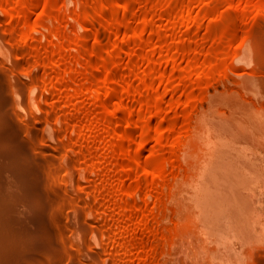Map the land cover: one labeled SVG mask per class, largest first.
<instances>
[{"label":"rangeland","instance_id":"374dc122","mask_svg":"<svg viewBox=\"0 0 264 264\" xmlns=\"http://www.w3.org/2000/svg\"><path fill=\"white\" fill-rule=\"evenodd\" d=\"M110 1H114L113 6L107 9L103 8V5L96 6L94 3L91 4L92 0L87 1V7H83L86 0H30L21 7L24 15L27 16L28 14L30 18L26 17V19L17 22L14 35L11 29L15 20L13 22L11 20L16 15L14 12L15 7L21 6V3L19 0H5L6 5H0V69L2 67V73H5L3 76L0 71L2 76L0 77V243L8 236H13L15 241L20 240L24 246L23 249L16 252L9 263L3 260L0 251V264H105L109 260L107 257L110 254L106 250L108 251L107 254L105 247L108 249L110 243V248L112 246L111 240L113 241V239L106 232L107 228L100 227L102 221L99 215L102 217L103 213L97 214L96 210H94V213L98 216H93L94 213H91L90 210L92 209L87 202L88 199H93L91 198L93 197L91 196V191L93 193L99 186L97 184L102 182L100 177L98 178L100 180L93 178L94 175L98 177L96 172L98 171V166L93 170L97 164H91V167L88 164L86 167L84 161H82L83 163L81 162L83 159L78 158L80 162L78 159V162L74 161L75 159L72 160L70 147L67 148L69 145H66V147L61 143L71 137L72 140L77 142V137L81 134H83L81 136L88 137L90 133H94V129H97L95 133L98 136L100 135L98 140L102 138L99 141L97 140L98 143L96 142L97 150H99L101 156L106 157L108 152L104 153L108 151L106 148L110 142L115 138H119L120 132L130 131L132 128H135V132L133 133L134 136L132 135L127 141L128 149L131 153L136 154L133 164L136 167L138 179L144 182L142 189L135 192L134 196L141 199L140 207L143 211L153 210L152 207L156 211L155 217H150V220L154 218L152 221H155L154 223L156 224L153 228L154 230H150V232L153 234L157 233L156 244L163 248L162 254L156 258V264H264V236L262 237L264 231L259 238L256 236L257 232L253 231L254 228L251 231L250 228L248 229L250 226L248 225L247 227L244 221H236L232 225L237 235L235 237L233 232L231 233L225 227H219L218 221L212 217L205 190L194 187L196 178L194 166L197 163L194 153H200L202 150L198 144V141L203 139L198 134L201 111L202 109L207 110L208 103L213 97L207 95L204 104L194 111L191 119L185 118L183 115V105H186V103L179 107H174L179 94L174 97L171 94L167 96L164 103L166 109L160 115L153 114L148 106L141 104V97L144 96L147 99L155 97L166 86L169 87L180 81L186 70L192 68L189 62L190 58L196 54L199 55L200 45L203 42L206 43L207 40L208 42L212 41L216 37L215 29L210 28L209 24H213L216 18L218 19L222 13L227 12L226 9H230L232 6L238 8V12H233L232 15L234 16L232 18H230L231 14L228 15V21L232 19V21H235L234 24H238L236 26L237 29H235V25L233 27L239 32V40L243 28L241 24H244L243 20H246V17H256V21L260 22L261 20V22L263 21L262 24H264V8L256 4L257 0H240V3L234 2L237 0L233 2L232 0H222L221 5H215V9L212 8L214 10V12L212 10L213 15L219 13L218 17L214 15L215 18L214 16L212 17V14L210 16L205 14L206 10H203L209 6L208 2L210 0L202 2L203 6L206 5V7H202V4L199 5V2L195 3L191 8L193 10L185 15L180 12L183 8V3H180L177 7L178 9H174L179 14L177 13L176 20L171 27L168 23L171 12L165 11L164 4L159 3L156 4L154 11L149 13V16L153 17L155 14H159L160 17H156L154 20L151 19L146 26L139 27L140 22L144 18V5L138 4L136 6L138 16L134 17L132 13L133 7H135L133 6V1L135 0ZM39 3H44V7H39ZM234 3L236 4L234 5ZM124 7L128 8V14L118 16V10H123ZM42 8L44 13L46 12L44 14V24L42 23V26L36 32L35 41H33L34 45L38 46V57L42 59V62L56 58L53 61L57 63H70L64 69L61 68L63 71L60 70L59 76H55L52 82L55 83L60 78H69V81H72L68 85L63 86L64 89L60 88L54 92L47 90V83L49 84L50 82L46 83L48 80H43L45 78L41 69L43 68V63L39 62L38 68L40 69L33 74L28 72L33 63H30L32 64L30 65L31 67L28 65L29 70H22L23 66L21 64V67L19 64L23 62L24 55H20L21 53L18 52V47H16V43L19 41L24 44H30L26 40L25 33L28 31L29 21L39 19L40 16L38 15L42 13ZM93 8L99 10L98 12L100 13L97 18V26L99 27L101 24L99 29H102L103 25L104 29L111 35L109 36L110 45H114L116 41L115 44H119L113 46L118 49L115 60L109 65L106 62V50L103 43L99 45V51L95 53L96 55L92 54L94 59L90 60V49L92 46L90 44L96 42V31L98 32L99 30H96L95 26L90 27L87 23L88 15L92 13ZM197 11L200 12L198 15ZM10 21L13 24L9 23ZM185 21L189 23L185 26V31H181ZM134 30L137 33L135 38H133ZM158 30L164 36L163 39L166 40V44L163 47L159 45L160 35L156 32ZM194 32L197 37L191 41L189 52L182 54L178 61L166 58L168 54H171L173 46L182 40L188 39ZM238 40L235 38L237 44ZM240 40L238 48L243 43L242 38ZM235 45L234 43L236 48ZM48 46L52 47L49 55L46 53ZM240 52L242 51L236 49L233 54H240ZM147 54L149 55L148 57H146ZM60 55L62 57L59 59ZM44 58L45 60H43ZM20 60L21 62L19 63ZM232 61L235 63L234 65L241 66V62L239 61L238 64L234 55ZM50 63L53 64L52 60ZM177 63H180L183 68L181 70L177 69L176 75H179L178 77L161 78L159 76L160 73L174 71ZM155 64H158V67L160 66L159 68L163 72H158V68V70L154 71L153 69L155 68L153 67ZM241 64L243 65L244 63L242 62ZM33 66L36 65L34 64ZM24 67L27 68L26 65ZM132 67L134 68L133 71ZM39 75H42V78ZM149 75H156L154 76L156 82L154 87L148 92L145 91L149 89L146 87L145 78ZM261 79L263 80V78H260L259 81ZM128 81L134 84L135 92L125 93ZM99 82L104 85V89L115 85L118 97L114 98L111 96V99L113 97L111 100L108 94L98 96V91H101L98 86V84H101ZM229 84L235 85L233 83ZM259 84L264 94V86H261V84H264V80L263 83L261 81ZM35 85L36 88L34 87ZM235 87L239 89L240 85L236 84L233 88ZM223 89L224 87H220L219 90L223 95H229L232 91L230 88L227 93H224L225 89L224 91ZM78 90V95H72ZM239 91L241 90L239 89ZM59 92L63 95V100L60 101L63 102V106H69V103H71L69 107L73 114L79 115L83 121L85 120L86 126L84 130L79 131L77 124L74 125L75 127L71 125L65 129L67 126L65 123L68 122L71 115H69L70 117L64 115L67 114L66 112L69 111V108L64 109L62 105L61 107L59 105L60 110L64 109L62 110V113L64 112L61 116L62 118L53 119L50 121L52 122L50 125L47 122H43L47 112L43 110V114L40 112L41 115L39 111L42 110H38L34 103H41L46 107L50 106L53 100L57 98L56 95ZM242 92H239L240 95H242ZM183 94L184 98L191 97L190 87L184 88ZM223 95H219V99L214 100L217 102L216 105L219 110H224L226 108L225 104L228 103V100L223 98L225 97ZM232 96L234 97L233 94ZM236 98L234 97V99ZM114 99L115 104L120 103L122 105L121 113H123L125 119L116 122V126L119 123L118 128L120 130L114 125L116 129L113 130L111 136H108L106 133L110 129V120L104 117V113L106 110L109 111L108 106L110 102L114 104ZM231 99L234 100L233 98ZM134 102L135 104H133ZM112 103L109 107L111 111L115 105ZM132 107L135 111L129 115L128 113ZM35 115L41 118L42 116L44 117L41 119L34 117ZM143 116L150 117V122L139 124ZM173 121L181 122L179 131L162 143L156 142L157 133L155 126L161 123L164 131L168 133L171 131ZM146 128H150L151 134L144 141L146 144L145 152L138 153L139 140ZM50 130L54 133L52 136ZM9 136H12L13 139H10L11 137ZM69 136L70 138H68ZM15 139L18 143L21 140L19 144L24 142L23 145L25 147H21L23 151L18 149L19 144L17 142V146L14 142H11ZM86 139L90 140L93 137L90 136L89 139ZM231 139L232 136L228 135L226 141ZM9 142L12 143V147H10ZM59 143L61 144L60 148L63 147L68 154L63 149H60V151L62 150L64 153L59 152V147H57ZM180 146L186 147L185 153L181 152ZM122 149V146L119 145L117 151L121 152ZM153 153H162L164 162L176 157L180 161L174 167H170L166 176L160 179L162 183L161 191L153 192L145 199H142L152 189V185L148 182L145 183V180L151 181L159 173L157 169L145 167V159ZM52 156L55 159L54 161L51 160ZM70 156L71 158H69ZM67 162L73 164V166L75 165L74 163L76 165L73 167ZM130 162V160L126 161L127 165L125 166L128 173L131 170ZM78 163H82L80 165H84V168L81 169L82 167ZM62 165H66L68 168L62 167ZM109 166L108 172L111 175H109L110 173L108 175L113 177L118 173V164L113 160ZM173 169L174 171H172ZM85 175L88 178H85ZM126 178L113 181V188L120 187L125 182L129 183L128 178L127 180ZM82 182L88 184V189L91 190H87L89 193H84L85 188H82L81 200L77 197V193ZM90 185L91 187H89ZM74 193L76 197H74ZM125 195H123L125 201L126 198L130 199L132 196L131 191H126ZM77 198L81 200L79 201L80 203ZM74 199L75 202H73ZM85 206L87 208L84 209ZM120 207L122 208V206ZM120 207L116 208L115 214L120 211ZM140 207L138 205L136 208L139 209ZM132 208L134 209V207H130V209ZM94 217H98L97 221H94L96 219ZM75 222H83L84 227L86 225V230L83 229L82 231V228ZM74 223L75 226L77 225L76 228L73 225ZM91 223H97L95 225L99 226V231L104 229V234H107L110 238L103 236L104 234L101 231V233L98 232V229H95L97 227L93 225L94 228ZM260 226L262 227L261 229L258 227V233L264 229L263 224ZM255 230H257V227H255ZM257 235L259 236L260 234ZM239 246L241 249H239ZM83 251L84 255L82 257L79 256L81 258L79 259L78 255H82L79 252ZM134 254H137V252L131 255ZM135 256H132V258Z\"/></svg>","mask_w":264,"mask_h":264},{"label":"bare ground","instance_id":"6f19581e","mask_svg":"<svg viewBox=\"0 0 264 264\" xmlns=\"http://www.w3.org/2000/svg\"><path fill=\"white\" fill-rule=\"evenodd\" d=\"M29 1L30 0H19L21 6L18 5L14 9L16 15L15 18L11 20L12 22L15 20L14 24L11 21L9 22L13 24L12 29H11L12 24L10 25V29L13 35L16 33L15 30H16L17 22L22 19L23 20L26 19V17L28 19L30 18V15L28 14L27 16L24 15L21 8L23 4ZM87 1L88 0L84 2L83 7H87L88 5ZM204 1H208V0H135L133 1V6L135 7H133L132 15L134 17H137L138 11L136 9V6L138 4L144 5L143 6L144 18L140 22L139 27L146 26L147 24H149L151 19L154 20L156 17L157 18L160 17L159 14L158 15L155 14V16L153 17L149 16V13L154 11L156 4L159 3L164 4L163 6H165V11L171 12L168 18V23L172 27L178 13V11H174V9H178L177 7L180 5V3H183V8L181 9L180 12L182 15H185L193 10L191 8L195 3L199 2L200 3L199 5L202 4V7H206V5L203 6ZM233 1L234 0H232V2ZM239 1L240 0L234 2L240 3ZM209 2H208L209 6H207V8L203 10L204 11L206 10L205 14L209 16L212 14L213 17L215 15V14L213 15L214 12L213 9H215L214 6L221 5L222 0H210ZM93 3L96 6L103 5V8L105 7L109 9L110 7L113 6L114 1L92 0L91 4ZM235 4L236 3H234V5ZM256 4H258L259 7L264 8V0H257ZM0 5L2 6L6 5L5 0H0ZM38 6L44 7V3H39ZM237 10L238 8L232 6V8L226 9L227 12L222 13L220 17H218L219 13L216 14L215 16L218 17V19L214 16L216 18L215 22L213 21L214 22L213 24L212 23L209 24L210 28L212 27V29L213 28L215 29L216 37L214 40L209 42L207 40L208 43L203 42L200 45L198 50L199 55L196 54L190 58L189 62H190V67L192 66V68L186 70L185 75L182 76L180 81L174 83L169 87L166 86L155 97L151 99L149 98L147 99V97L144 96H143L144 98L141 97V101H142L141 104H143V106H148L149 109L152 110L153 114L160 115L166 109L164 103L167 99V96L171 94L174 97L175 95L179 94L174 107H179L184 103H186V105H183L184 106L183 115L185 116V118L191 119L194 111L200 105L202 106L204 104V101L207 99V95H211L214 98V99L212 98L210 103H208L207 110L202 109L201 111L202 114L200 116L201 119H200V126L198 128V134H200L201 137H203V139L198 141V144L202 150L200 153H194L195 154L194 157L197 158V163L194 166V173L196 177L194 181V187H199L205 190L206 200L212 212V217L213 219L218 221L219 227H225L231 233L233 232V235H235L236 237L237 235L235 233V230L232 228V225H234L236 221L239 222L244 221L247 227L248 225L250 226L248 227V229L250 228V230L252 231V229L254 228L253 231H256L257 232L256 236L260 238L261 233H263L264 231V229H262V232L258 233V227L261 229L262 226L260 225L263 224L264 226V210H263L264 209V100H263L264 94L262 92L263 89L260 88L259 83H261V81L263 83L264 80V24H262L263 21L261 22L260 19H258L260 20V22L256 21L257 19L256 17H255L256 19L254 17H246V20H243L244 24H241L243 28L241 27L242 32L240 33L241 34L240 39L242 38L243 43L241 47L238 48L240 46L239 45L240 39L238 40L239 32L238 30L237 31L235 30L237 29L236 26H238V24L237 25L234 24L235 21H232V19H231L232 22L228 21V15L231 14L230 18H232L234 16L232 15L233 12H238ZM98 11L99 10H96L95 8L92 11V13L88 15V20H87L88 25L90 27L95 26L96 30L99 29L101 25L100 24L99 27L97 26L98 24L97 18L99 17L100 14ZM199 11H197V15L200 13ZM45 13L43 9L42 13L38 15L40 16L39 19L29 21L28 24L29 27L27 28L28 31L27 33H25V37L30 44H24L19 41L16 43L17 44L16 47H18V52L21 53L20 55L22 54L24 55L23 62H21L22 59L19 61V63L21 62L19 65L21 66L22 64L23 66V67L21 66L22 70L28 69V65L29 67H31L30 65L32 64L30 63H33V65L35 64L36 66L32 65L30 70L28 69L29 70L28 72H31V74H33L39 71L40 69L38 68L39 62L41 64L43 63V68H41L45 76L43 80L44 81L48 80L46 81V83L50 82L49 84L47 83L48 86L46 85L47 90L50 92L51 91L54 92L55 90L63 88V86L65 85H68L72 80L69 81V78L67 79L60 78L55 83L52 82V79L55 78V76L56 77L57 75L59 76L60 70L64 69L66 65L70 63H66V62L57 63L56 61H53L56 60V58L50 59V61H46L44 58L43 60L45 61L42 62L41 61L42 59H40L37 55L38 46H35L33 41H35L34 39L36 32L42 26L43 20L45 18L44 16ZM126 14H128L127 7L126 8L124 7L123 10H118L117 12L118 16L126 15ZM188 23H189L188 21H185V24L184 26H182L183 29H181V31H185L186 28L185 26H187ZM241 23L243 22L241 21ZM215 25L217 26V28ZM234 25L236 28L233 27ZM102 27L103 28L99 29L98 32L96 31V38L94 37L96 39L95 40L96 42L90 44V46L92 45L90 49L91 50L90 60H92V58L94 59V55H96L95 53L99 51V45L103 43L106 50V62L107 65H109L112 61L115 60V55L118 49V48L116 49V47L113 46L114 45L117 46L119 44L116 45L115 44L117 42L116 41L114 45L111 46L110 45L111 43H109L110 40L109 36L111 35L108 34V31L104 29L103 25ZM156 32H158L160 35L159 45L163 47V45L166 44V40L163 39L164 36L161 35L160 30ZM193 34L190 35L188 39L185 40L181 39L182 41H180L175 46H173L171 50V54H168L166 58L172 59L174 61H178L182 54H186L187 52H189L190 51L189 46L191 41L197 37L196 33L194 35ZM136 35L137 33H135L134 30L133 38H135ZM235 38L238 40V44L235 42ZM234 43L236 44L235 45L236 48L234 47ZM51 48L52 47L49 46L47 47L46 53L48 55L50 54ZM236 49H239L242 52H240V54L239 53L233 54ZM93 53L94 55H92ZM233 55L237 59L238 64L239 61L241 63L243 62L244 64L242 65L240 63L241 66L234 65L235 63H233L232 61ZM148 56L149 55L147 54L146 57ZM61 57L62 55H60L58 58L60 59ZM51 60L53 64L50 63ZM24 65H26L27 68H25ZM159 67L158 64L157 65L155 64L153 67L155 69L153 70L155 71L158 68L159 70L158 69L157 70L159 72L161 71ZM175 67L176 69L171 72L161 71L163 73H160L159 76L161 78L178 77L179 75H176L177 69L181 70L183 68L181 67L180 63H177ZM1 69H0L1 74L4 76L5 73L3 74ZM133 69L134 68L132 67V71ZM39 76H41L42 78V75ZM154 76L156 75H149L148 77L145 78L146 87L149 88V89L146 88L147 90L145 91H148L152 89V87H154L156 82ZM0 77L2 76L0 75ZM260 78H263V80L261 79L259 81ZM40 80L42 81V79ZM228 82L233 83L235 85L236 84L240 85V88L239 87L238 88L241 91H239V89H237L236 87L233 88L235 85L234 86L230 85ZM101 84H98L101 90L98 91L97 93L98 96L102 94H108V96L110 95L109 98L111 96L115 98L118 95V91L115 85L108 86L109 88H107L108 89L107 90L104 89V85ZM261 86H264V84L263 85L261 84ZM34 87L36 88V85ZM187 87H190V92L192 96L188 98H184L183 89ZM220 87L222 88L224 87L225 89V91L223 89L224 93L225 92L227 93V91L230 90V88L231 90L233 88V90L230 92L229 95L228 94L223 95V93L222 94L220 93L221 91L219 92ZM135 90L136 89L134 84L128 81L125 93H132L135 92ZM242 91L244 92V94ZM239 92H242V95H240ZM78 93L79 90L74 92L72 95L75 96L78 95ZM57 94H58L56 95L57 98L53 100V102L51 103L52 105L50 104V106L49 105L47 106L48 108L42 105L41 103H36V102L34 103L38 110H42L39 111V113L40 112L42 113L43 110L47 112L46 115L44 114L45 117L42 116V118L44 117L43 122H47L48 125H50V123H52L50 121H52L53 119L55 120V118L56 119L62 118L61 116L64 114V112L62 113V110L68 107L69 109L68 108L67 109L69 111L66 110L67 114L64 115L67 116L71 115V117L69 116L70 118L68 119V122L65 123L67 125L65 129L69 128L71 125L74 126L77 124V126L80 129V130L78 129L79 131L84 130L86 126L84 122L85 120L83 121V119H81L79 115L73 114V112L70 110L69 107L71 103H69V106L66 105V107H64L62 104L63 102H60L63 100V95L61 94V92ZM217 94L225 96L222 97L228 100V101L226 100L228 103L225 104L226 108L224 110H219V108L216 105L217 102L214 101L216 99L217 100L219 99L218 98L219 95ZM232 94L234 95V97L237 98L234 99ZM231 98H233L234 100H232ZM111 103L112 102H110V105L108 106L109 111L106 110L104 113V117L110 120V129H108L106 133L108 136L112 135L114 129L117 128L118 130H120V128H118L119 123L117 126L115 123L125 119L123 117L124 116L123 113H121L122 105L120 103L115 104V99H114L115 105L112 103L114 106L112 105L113 108L112 107L111 108L113 110L111 111V109L109 108L111 106ZM133 104H135V102ZM59 105L60 107L62 105V108L64 109L60 110L61 108L59 109ZM0 106H1V102H0ZM134 111L135 110L132 107L128 114L131 115L134 113ZM34 117L41 118L40 116H36V115ZM37 118L35 119L38 120ZM150 119H151L150 117L143 116L139 124L148 123L150 122ZM33 121L36 122L35 120ZM180 123L181 122L177 123L176 121H173L171 125V131L168 133L164 131L161 123L157 124L155 126L157 133L156 142L162 143L165 139H168L171 136H173L175 133H177L180 129ZM114 125L116 126V128H114ZM95 131H97V129H94V133ZM134 132H135V128H132V130L130 131L120 132L119 138L113 139L106 148L108 151H105L104 154H106V152L109 153V154L107 153L106 157H103V155L101 156L99 154V150H97L98 148L96 146L97 145L96 142L98 143V141L102 138L98 140L100 135L98 136L96 135V133L92 134L89 132L90 136L93 137V139L90 140L86 139V138L89 139L90 136L85 137V136H81L83 135L81 134L79 137H77V142L76 140L75 141L72 140L71 139L72 137L70 138L69 136L68 138L70 139H65V142L61 143L64 144V146L69 145L68 147L67 146L66 147L67 148L70 147V151L72 152V158L71 156L69 158H71L72 160L75 159L74 161L78 162L77 161L78 158L83 159L81 160V162L84 161V165H86V167L88 164L90 167L91 164H97L94 166L93 170H95V167L98 166L97 167L98 171H96L98 177L94 175L96 173H94L93 174L94 176L93 175L92 176L93 178H97V179L100 177V179H102L101 180L102 182L101 183L99 182L97 184L99 186H97V189L93 191V193L91 191L92 194L91 196H93L91 198L93 199L90 200L88 199L87 202L89 207L92 209L90 210L91 213L92 212L94 213V210H96L97 214L103 213L102 214L104 216V217L102 216L103 218L101 217V215H99L100 220L102 221L103 224L102 225L100 223L101 224L100 227L103 226L107 228V230L105 229L106 232L113 239V241L111 240L112 246L109 248V246L111 245L109 243L108 249H106L105 247V251L108 250L110 254V256L107 257L109 260L108 261L106 260L107 262H105V264H156V258L163 252V248L156 244L157 233L153 234L152 232H150V230L151 231L154 230L153 228L156 225L154 223L155 221L154 222L152 221V219L154 220V218H151L150 220L151 216L155 217L154 215L156 212L154 210L155 208L152 207L153 210H147V212L145 210L143 211V209L140 207L141 199L140 198L138 199L136 196H134V193L142 189L144 185V182L138 179L139 177H137L138 176L137 170L133 164V159L135 158L136 154L131 153L130 150L128 149L127 141L133 135ZM50 133H52V130H50ZM53 134L54 133H52L51 136ZM150 134H151L150 128H146L142 133V137L139 140V147L137 149L138 153L145 152L146 144L144 141L147 139V137ZM107 135H105V137H107ZM228 135L232 136V139L230 141H226ZM9 137H11L10 139H13L12 136ZM11 142H14L17 146L18 141L16 139ZM11 144L12 143H10V147H12ZM23 144L18 145V149L20 151L21 150L23 151V148L21 149L22 146L25 147V145ZM61 144L59 143L58 144L59 146L57 147H59V152L64 153L67 150L64 151L63 147L60 148ZM119 145H121L123 148L121 152L117 151ZM57 147L56 149H58ZM60 149H63L64 152L62 150L60 151ZM180 150L182 153H185L186 147L180 146ZM66 154L68 153L66 152ZM51 160L52 161L55 160L53 156ZM113 160H115L116 163L118 164L119 170L118 173H116L117 175L115 174L112 177L109 176L111 175V173L108 172V168L110 167L109 165ZM128 160L131 161L130 162L131 170L129 173L125 169V166L127 165L126 161ZM179 161L180 159L176 157V158H171L167 162H164L162 153L161 154L153 153L151 156L145 159V167L147 168L151 167L157 169V171L159 170V173L157 174L158 176L154 177L151 181L145 180L146 181L145 183L148 182L152 185V189L149 192H147L142 197V199L143 198L145 199V197L149 196L153 192L161 191L160 188L162 187V183L160 182V179L166 176V174L170 170V167H174L175 164H177V162ZM97 162H101V163L98 164ZM68 164L73 166V164L71 163ZM68 164L67 166L69 167ZM74 164L76 165V163ZM80 164L78 163V165ZM75 165L73 167H75ZM84 165H80L82 167L81 169L84 168ZM63 166L66 167V165H62V167ZM89 166L88 168H90ZM172 171H174V169ZM108 173L110 174L108 175ZM126 177L128 178L129 183L125 182L120 187L113 188L112 186L113 181L121 180ZM85 178H88V176H86ZM89 187H91V185ZM82 188H85V190L83 191L84 193L91 190L88 189V184L82 182V184H80V190L78 189L79 192L77 193V197L80 198L81 200H82L81 191L83 190ZM126 191H131L132 196L131 197L129 196L130 199L126 198L125 201L123 195H125ZM74 197H76V195ZM78 198H77L78 202L81 201ZM122 199L124 200L122 201ZM73 202H75V199L73 200ZM76 203L74 204L76 205ZM138 205L142 210L140 208L139 209L136 208L138 207ZM120 206L124 208L122 209ZM118 207L121 208L120 211L118 210L120 213L116 212L117 214H115L114 211L117 210ZM130 207H134V209L133 208L130 209ZM85 208L87 207L85 206L84 209ZM260 208H262V210H260ZM97 214L94 213L93 216H96ZM95 218L96 217H94V219ZM97 219L98 217L94 221H97ZM75 223L73 224L74 226ZM80 223L81 222L78 223V226L82 228L81 230L82 231L83 229L86 230V225L84 227L83 222L81 224ZM95 224L93 223L92 226ZM95 226L97 228H95L94 226L93 227L95 229H98L97 231L100 232L101 229L99 231V226L97 225ZM255 227H257V230H255ZM95 229L93 230L97 232ZM102 230L104 231V229ZM103 231H101L102 234H104L105 232ZM257 234L260 235L258 236ZM108 235L104 234L103 236L105 237L107 236L108 238H110ZM263 236L264 235L262 234V237ZM23 248L24 246L21 243V241L20 240L15 241V238L13 236H8L5 240H3L0 243V251L2 253V258L6 263H9L16 254V252ZM239 249H241V247ZM78 250L80 251V249ZM108 251H106L107 254ZM135 252H137V254H134L136 256L132 258V256L134 255L131 254ZM79 253H82V255L81 254L78 255V258L79 256L82 257L84 255L83 254L84 251ZM238 253L240 254L239 251ZM47 264H52V263H47Z\"/></svg>","mask_w":264,"mask_h":264}]
</instances>
